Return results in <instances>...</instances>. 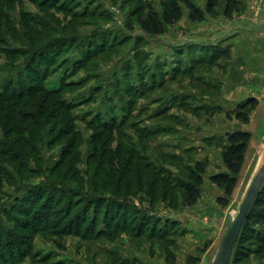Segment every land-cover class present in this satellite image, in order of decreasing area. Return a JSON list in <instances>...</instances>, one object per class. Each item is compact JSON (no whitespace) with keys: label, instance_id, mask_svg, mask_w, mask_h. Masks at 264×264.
<instances>
[{"label":"rangeland","instance_id":"obj_1","mask_svg":"<svg viewBox=\"0 0 264 264\" xmlns=\"http://www.w3.org/2000/svg\"><path fill=\"white\" fill-rule=\"evenodd\" d=\"M191 1L205 11L206 0ZM226 2L201 22L181 4L180 21L150 35L139 21L161 17L167 0H0V91L57 92L24 99L34 104L22 111L36 122L24 133L30 152H8L20 156L14 163L0 156V243L19 245L0 264L212 263L264 146V0H233L229 16ZM250 98L258 105L245 125L234 112ZM19 120L11 127L22 129ZM242 130L251 148L223 207L209 177L227 132ZM5 131L0 123V149H21ZM205 158L200 198L186 206L182 184ZM37 184L48 204L36 207L42 221L31 232L13 213ZM252 225L228 264H264V220Z\"/></svg>","mask_w":264,"mask_h":264},{"label":"trees","instance_id":"obj_2","mask_svg":"<svg viewBox=\"0 0 264 264\" xmlns=\"http://www.w3.org/2000/svg\"><path fill=\"white\" fill-rule=\"evenodd\" d=\"M231 1L233 0H227L225 8H224V14L226 16L231 15V13L234 11V8L231 6ZM181 4H183L187 10H188V18L192 22H201L204 20L205 13L213 14L215 12L216 7L218 6V0H206V8L205 11L197 7L191 0H167V6L163 11V14L161 17H159L155 12L150 11L148 15L139 21L140 27L144 32L150 35H159L162 34L165 30L166 26L174 25L176 22L180 21L182 18V7ZM19 82V81H18ZM20 83V82H19ZM19 88L15 86H6L0 91V123H2V128L6 131V138L11 135L15 134L16 136V142H20L21 149H9V147L13 143H5L3 144L2 149H0V156L4 157L5 160H8L10 163H14L15 160H17L20 156L16 155L12 157H7L8 152H11L12 154H15L14 152L20 151L21 153L24 152H30L29 144L32 139L29 141L27 138L30 137H24L25 132H29L31 135H33V127L36 126V122H30L28 121V117L30 114L22 115L23 108L25 107H34L33 105H30V103H25L24 99L26 100H36L37 93L40 92V90H43L44 86L40 85L38 87H26L24 84L20 83ZM45 89V88H44ZM45 95L47 96H53L57 92L54 90L45 89L43 90ZM33 103V102H32ZM37 104V103H35ZM258 105V102L254 98L248 99L245 104L240 106L237 111L234 112L235 118L237 120H240L243 124L247 125L249 124V115L251 112L256 108ZM69 104L63 105L62 103V109L67 111L69 110ZM21 108V109H19ZM52 107H49V111ZM20 116L24 117L21 118ZM28 116V117H26ZM19 117V123L20 125L24 122L26 125H22V129L19 128L17 130L16 127L12 128V121L13 119ZM64 118H68V116L64 115ZM64 121V120H63ZM38 122V121H37ZM64 123V122H63ZM61 130V129H60ZM66 130V129H65ZM35 134V133H34ZM68 134L64 131V135ZM225 144L222 149L221 157L223 161V165L225 167V172H220L217 174H214L210 177V182L214 185H216L218 188L222 189L224 196L220 197L218 199V202L221 206H227L229 204V197L232 196L234 189L237 184V176L241 173V170L243 168L244 162H245V156L248 149V146L250 144L251 140V134L248 131H234L231 133H227L225 135ZM73 147V142L69 143L68 152L66 155L69 154ZM65 159L59 160L56 164L54 169L56 170L59 166L63 164ZM207 165V159L205 158L203 161H196L194 166L189 168L188 171V180L182 184L181 189L183 190V202L186 206H193L196 204V202L199 200L201 192L200 187L203 184V177L202 174L205 172V168ZM98 166V165H97ZM107 167L112 168V171L114 170V166L112 164H108ZM107 167H105L104 171L106 170V175L109 174V171L107 170ZM141 168V166H136V169L138 170ZM144 171L147 170L146 166L142 167ZM118 171V170H114ZM98 167L95 169V176H97ZM31 173V172H30ZM127 178V177H124ZM132 178V177H131ZM134 179H142L143 177H133ZM60 185V186H59ZM62 184L57 185L59 191L63 189L61 186ZM52 186H48L47 188H51ZM42 184L32 185L28 186L25 189L24 195H22L20 198L17 199L18 203L21 206V210L19 211V206L16 207L17 212L13 213L18 220L24 221L23 224L25 225L23 228L27 230L30 229L32 232L38 222L42 221L41 219H37L35 221V216L38 214V209L36 210V207H42L45 209L46 203L45 201L48 199V195L44 197L42 194ZM69 190V189H68ZM71 192V190H69ZM43 200V206L42 204L38 206V203ZM86 200L91 201V205L95 206L96 201L102 200V197H95L94 198H86ZM94 200V201H92ZM67 205V211H65V216L69 215L70 212L74 209V206H71V202L68 201ZM108 205V204H107ZM16 206V205H15ZM96 209V208H94ZM263 212L261 215L260 213ZM97 212L94 214L97 216ZM38 216V215H37ZM32 219H31V218ZM253 220V221H252ZM261 220H264V181L261 186L260 193L256 197V199L253 201L247 217L244 221L243 228L241 230L239 239L234 246V250L232 253V256L237 255V246L239 247L240 240H242L246 233L252 230V224L257 223ZM95 222V221H94ZM70 223V222H69ZM20 226H22L20 224ZM19 226V227H20ZM108 231V229L106 228ZM26 234H31L30 232ZM28 236V235H27ZM26 238V236H24ZM25 238L23 241H25ZM5 243H0V263L2 261V256H5L4 253L8 251V256H12L14 253V247L18 244L13 243L11 239L9 241H4ZM12 242V243H11ZM9 246L10 248L6 247ZM19 246V245H18ZM24 243L20 244V247L23 248ZM231 256V260L238 259L235 257L233 259ZM188 260L195 261L196 259L189 257Z\"/></svg>","mask_w":264,"mask_h":264},{"label":"water","instance_id":"obj_3","mask_svg":"<svg viewBox=\"0 0 264 264\" xmlns=\"http://www.w3.org/2000/svg\"><path fill=\"white\" fill-rule=\"evenodd\" d=\"M264 180V154L261 158V164L259 169L254 173L248 187L237 207V210L232 218V221L228 225L224 236L222 237L220 247L211 264H228L231 260V256L236 245L241 230L244 225V221L247 217L248 211L260 193L261 186Z\"/></svg>","mask_w":264,"mask_h":264},{"label":"crops","instance_id":"obj_4","mask_svg":"<svg viewBox=\"0 0 264 264\" xmlns=\"http://www.w3.org/2000/svg\"><path fill=\"white\" fill-rule=\"evenodd\" d=\"M237 37H238V35H237ZM237 91V90H236ZM236 91H234V94H235V98H240L242 95H240L239 93H237ZM233 94V93H232ZM240 100H242V99H240ZM259 107V106H258ZM262 113V115H264V113H263V111L261 112ZM228 133V132H227ZM249 148H251V143H250V146H248V150H249ZM246 154H247V152H246ZM218 165L221 167V169H220V171L219 172H213L211 175H210V177L212 176V175H214V174H217V173H220V172H225L226 170H225V167H224V165H223V161H222V157L220 156V162L218 163ZM210 177H209V182H210ZM212 184V183H211ZM211 189H213V191L216 193V198L217 197H220V193H219V190H220V188H218L216 185H214V184H212V187H211ZM216 214V211L215 210H204L203 212H201V215H203V217H206V218H211V216H213L212 214ZM218 214V213H217ZM216 214V215H217ZM212 229V228H211ZM211 229H205L206 231H209V230H211Z\"/></svg>","mask_w":264,"mask_h":264},{"label":"bare ground","instance_id":"obj_5","mask_svg":"<svg viewBox=\"0 0 264 264\" xmlns=\"http://www.w3.org/2000/svg\"><path fill=\"white\" fill-rule=\"evenodd\" d=\"M263 154H264V146H263V150H262V153H261V155H260V158H259V160H258V162H257V164H256V167H255V171H254V173L259 169V167H260V164H261V158H262V156H263ZM247 188V187H246ZM246 190V189H245Z\"/></svg>","mask_w":264,"mask_h":264}]
</instances>
